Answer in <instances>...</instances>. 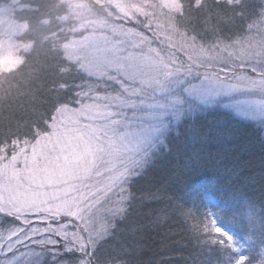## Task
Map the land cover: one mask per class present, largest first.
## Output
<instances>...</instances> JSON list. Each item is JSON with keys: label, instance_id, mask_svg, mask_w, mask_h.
Here are the masks:
<instances>
[{"label": "snow or ice", "instance_id": "obj_1", "mask_svg": "<svg viewBox=\"0 0 264 264\" xmlns=\"http://www.w3.org/2000/svg\"><path fill=\"white\" fill-rule=\"evenodd\" d=\"M154 3L97 0L89 10L96 19L79 24L68 9L46 13L49 21H57L52 31L62 47L53 49L58 64L41 93L44 130L56 120L60 106L99 109L95 122L116 141L118 154L78 182L72 214L45 213L25 199L26 186L45 163L36 132L0 137V250L11 254L5 264H13L14 249L29 244L51 253L42 264H145L140 259L142 234L155 226L151 217L158 220V213L182 220L197 243L220 246L219 254L209 253L204 264H225L229 256L227 264H249V257L240 253L242 245L210 213L196 214L163 188L137 194L132 184L146 175L159 145H166L179 108L190 96L241 121L264 117V0H212L219 16L216 25L208 26L213 19L209 11L199 30L186 27L169 36L161 34ZM204 6L205 0H190L187 7L199 11ZM175 9L183 17L184 0H177ZM4 49L0 44L3 54L17 55L10 41ZM21 63L18 59L3 72ZM259 130L264 135V123ZM49 163H54L51 154ZM155 203L163 207L148 208ZM134 206L148 211L130 222ZM120 232L129 239L118 241L114 254H101L100 246ZM255 264H264V245Z\"/></svg>", "mask_w": 264, "mask_h": 264}, {"label": "trees", "instance_id": "obj_2", "mask_svg": "<svg viewBox=\"0 0 264 264\" xmlns=\"http://www.w3.org/2000/svg\"><path fill=\"white\" fill-rule=\"evenodd\" d=\"M7 1L0 0L1 3ZM18 1L20 7L14 10L13 17L23 25L18 37L26 46L20 51L19 67L10 73L0 70V137L5 133L24 137L33 131L36 135L46 131L41 93L58 64L53 58V49L62 47L52 31L57 21H49L46 13L67 9L65 2ZM184 3L185 13L180 18L187 27L202 28L209 11L213 19L208 26L219 22L212 0H205V6L199 11L187 7L190 0ZM36 5L42 6L40 12L32 11ZM41 13H45L43 18H40ZM165 139L166 145L154 155L146 175L134 180L133 192L139 194L163 188L167 192L164 194L191 207L198 215L209 213L205 196L212 193L220 199V209L215 211L220 223L234 230L242 227L244 234L251 237L242 254L249 257V264H255L261 258L264 245V137L259 127L236 119L226 110L210 109L184 116ZM161 207L162 203L148 206ZM148 208L134 206L130 222ZM158 215V220L156 216L151 217L155 226L142 234L144 251L140 259L145 264L157 261L160 264H204L209 253L219 254L218 244L197 243L182 220L169 219L163 213ZM128 239L124 232L110 241L111 248L101 254H114L120 246L118 241ZM230 258H225V264ZM48 259L45 257L42 262Z\"/></svg>", "mask_w": 264, "mask_h": 264}, {"label": "rangeland", "instance_id": "obj_3", "mask_svg": "<svg viewBox=\"0 0 264 264\" xmlns=\"http://www.w3.org/2000/svg\"><path fill=\"white\" fill-rule=\"evenodd\" d=\"M62 1L65 2L68 11L73 14V22L77 24L82 21L89 23L96 19V17L89 15V10L97 0ZM176 2L177 0H155L153 4V8L159 17L157 22L160 28L164 30L162 35L169 36L174 31L182 33L187 27L186 22L181 20V16L175 14ZM18 7H20L18 0L0 2V44L5 45L4 51L6 52V45L10 41L16 46L17 52L15 57L0 52V70L15 65L17 60H20V51L26 46V42L18 37L23 25L13 17V12ZM187 28L191 29L190 27ZM210 109L224 110L205 103L195 96H190L181 104L171 131L175 129L184 116ZM98 111L99 109L80 111L61 106L58 108L56 120L49 124V130L37 134L35 143L39 146L40 156L45 163L39 167L36 179L30 180L29 185L25 188V199L29 203L36 204L37 210L45 213L72 214L75 209L74 193L78 182L91 175L92 169L102 160H114L115 155L118 154L116 141L112 139L109 133H104L103 126L95 122L98 120ZM250 123L259 127V124L264 123V117H257L254 122ZM105 136L108 138L105 139ZM163 145H159V148ZM49 154H51V160L54 163H49ZM112 166L113 164L108 165L109 168ZM205 200V206L212 218L216 220L217 225L232 235L238 245H242L240 248L242 254L243 248L250 244V239L244 234L242 227L235 230L231 226L225 228L215 212L220 209V199L210 193L205 196ZM122 234L124 232L118 233L116 238L121 237ZM110 241H114V239L108 240L100 246L101 253H105L111 248ZM14 251L15 260L13 264H42L45 257L49 258L48 260L51 259L50 252H41L38 247L34 249L30 244L20 245ZM6 255L10 256L11 254L0 250V264H5Z\"/></svg>", "mask_w": 264, "mask_h": 264}]
</instances>
